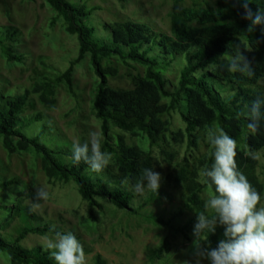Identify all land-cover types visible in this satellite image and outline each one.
<instances>
[{"label":"trees","instance_id":"1","mask_svg":"<svg viewBox=\"0 0 264 264\" xmlns=\"http://www.w3.org/2000/svg\"><path fill=\"white\" fill-rule=\"evenodd\" d=\"M45 1L54 13L51 24L61 18L65 32L77 36L78 55L55 78L46 77L23 94L6 96L8 100L0 105V138L8 153L27 152L33 148L49 182L74 181L79 195L87 202V218L91 221H97V213L104 211L103 202L136 217L142 214L141 210L146 205L167 196L159 188L158 195L148 193L137 200L130 184H122L125 178L134 182L145 167L158 172L164 164L163 178L178 188L179 204L168 220L151 213L144 214V217L173 229L192 246L197 214L204 210V202L214 192L213 186L204 183L200 175L201 170L213 162L211 145L208 143L210 149L196 157L198 141L201 136L207 138L210 127L222 129L237 141L238 168L263 196L261 172L257 171V162L249 154L258 152L264 160V126L257 134H248L246 114L252 100L264 97V25L248 31L250 21L244 19L242 7L245 0H231L227 6L219 4L208 6L203 11H191L189 19L196 21V25L176 26L173 35L141 20L102 21L101 27L106 34L86 23L97 7L88 8L67 0ZM261 6L264 5L255 1L248 5L253 14ZM237 46H241L253 67L251 78L226 70V57ZM4 55L8 61H24L23 55L13 54L9 49L4 51ZM86 56H89L98 77L92 108L100 122L102 150L113 157L109 167L99 175L92 173L83 162L74 165L71 151L49 148L38 138H27L17 129L18 116L23 113L32 94L51 104L52 100L46 97L47 89L64 82L70 93L75 95L72 74L75 66ZM114 59L129 68L135 65L143 67V73L132 89L119 90L109 85V77H115L118 69L103 64V60L110 63ZM178 64L181 67L173 83L166 73ZM173 113L179 116L182 127H173L170 118ZM112 128L122 132L114 134ZM123 132L139 137L144 145L148 140V147L127 143ZM184 144L186 152L180 155L177 149ZM14 181L10 179L1 184L8 188ZM15 208L19 209V206L0 200V227L3 221L12 217ZM183 216L182 224L172 225ZM56 232L66 233L46 223L37 225L30 222L15 237L0 233V252L7 254L10 264H56L49 250L42 246L25 248L22 245L29 234L55 236ZM76 237L79 240V236ZM222 239H225L223 227L218 226L214 234H209L207 242H201V247L215 248ZM83 247L85 253L90 252L88 247ZM171 247V242L165 238L160 247L150 250L151 262L161 258ZM92 264L107 262L96 254Z\"/></svg>","mask_w":264,"mask_h":264},{"label":"rangeland","instance_id":"2","mask_svg":"<svg viewBox=\"0 0 264 264\" xmlns=\"http://www.w3.org/2000/svg\"><path fill=\"white\" fill-rule=\"evenodd\" d=\"M72 4L84 5L97 9L86 20L88 25L99 28L101 23L141 20L153 28L173 35L176 26L181 24L195 26L190 12L203 11L208 6L228 5L231 0H67ZM255 1V0H254ZM54 13L45 0H0V105L6 96L23 94L27 89L40 84L46 77L55 78L64 71L78 55L79 43L76 35L65 32L63 20L58 19L53 25ZM107 34V32H105ZM21 54L23 62L8 61L4 51ZM103 64L113 65L118 69L115 77H109V85L114 89L128 90L134 87L142 75L143 67L135 65L129 68L118 60ZM181 64L175 65L166 76L174 83ZM75 95L71 94L64 82L47 89L46 97L51 104L42 102L37 94H32L23 113L18 116L17 129L27 138H38L49 148H63L71 151L74 140H87L90 133L100 130V122L95 117L92 99L96 91L98 77L90 63L89 56L75 66L72 74ZM264 80H262L263 82ZM5 96L4 98H2ZM36 114H40L37 116ZM36 115V116H35ZM166 117V116H164ZM174 128L182 127L179 116H170ZM115 134L122 132L116 128ZM123 136L129 144L149 145L139 137L127 132ZM149 149V148H148ZM208 140L201 136L196 157L209 150ZM182 155L186 145L177 149ZM257 171L261 172L260 181L264 185V160H256ZM166 167L162 164L159 173L163 177ZM15 179L8 188L2 182ZM37 188L49 191L47 201H39L40 208L33 207ZM167 196L158 202L146 205L140 216H130L124 210H117L109 202H103V212L97 213L98 220L87 218L88 205L77 191L74 181L68 183L49 182L41 168L40 158L30 148L27 152L8 153L0 138V200L11 203L15 208L12 217L3 221L0 233L6 237L17 236L19 231L31 223L49 224L62 231H73L79 241L90 249L86 253L87 264H92L94 256L100 254L107 264H196L194 247L173 229L157 225L144 217L151 213L168 220L179 204L178 188L165 182L161 183ZM208 196V195H206ZM264 196V194H263ZM142 197L135 199L139 200ZM32 213V215H31ZM173 221L172 225L182 224V220ZM52 235L29 234L23 241L25 248L42 246L44 250ZM165 238L172 247L161 258L151 262L150 250L160 247ZM0 264H10L7 254L0 252ZM201 264H208L202 260Z\"/></svg>","mask_w":264,"mask_h":264},{"label":"clouds","instance_id":"3","mask_svg":"<svg viewBox=\"0 0 264 264\" xmlns=\"http://www.w3.org/2000/svg\"><path fill=\"white\" fill-rule=\"evenodd\" d=\"M254 0H245L244 19L249 20L248 31L252 32L257 25H264V6L258 7L255 14L248 7ZM258 5H264V0H255ZM251 50V48H246ZM226 70L231 73H241L251 78L253 67L247 60L241 46L226 57ZM248 134H257L264 126V97H257L248 106ZM207 140L211 145L213 162L210 167L201 170L202 181L214 188L203 205V211L197 214L194 225L195 237L193 246L196 264L207 260L208 264H264V196L249 182L241 172L236 162L237 141L222 129L210 127ZM103 135L93 131L84 142L74 140L71 145V162L88 165L89 170L101 174L113 161L110 153L102 150ZM252 159L261 158L260 153L249 154ZM163 177L152 167L142 169L134 182L125 178L122 184L129 185L137 197L150 193L158 195ZM49 191L37 188L33 205L40 208L39 201H47ZM223 227L225 239L218 242L215 248L201 247V242H207L209 234H214L217 227ZM56 264H87L86 253L76 235L69 231L56 232L55 237L46 245Z\"/></svg>","mask_w":264,"mask_h":264}]
</instances>
